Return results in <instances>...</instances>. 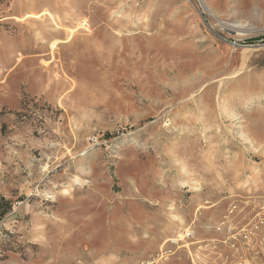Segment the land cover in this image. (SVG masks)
I'll list each match as a JSON object with an SVG mask.
<instances>
[{
  "label": "rangeland",
  "instance_id": "obj_1",
  "mask_svg": "<svg viewBox=\"0 0 264 264\" xmlns=\"http://www.w3.org/2000/svg\"><path fill=\"white\" fill-rule=\"evenodd\" d=\"M0 264H264V0H0Z\"/></svg>",
  "mask_w": 264,
  "mask_h": 264
}]
</instances>
